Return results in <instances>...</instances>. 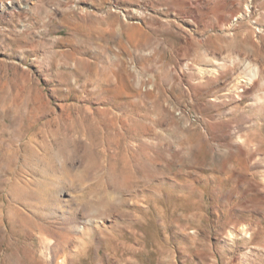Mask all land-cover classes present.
I'll list each match as a JSON object with an SVG mask.
<instances>
[{
  "label": "rangeland",
  "instance_id": "374dc122",
  "mask_svg": "<svg viewBox=\"0 0 264 264\" xmlns=\"http://www.w3.org/2000/svg\"><path fill=\"white\" fill-rule=\"evenodd\" d=\"M0 264H264V0H0Z\"/></svg>",
  "mask_w": 264,
  "mask_h": 264
},
{
  "label": "bare ground",
  "instance_id": "6f19581e",
  "mask_svg": "<svg viewBox=\"0 0 264 264\" xmlns=\"http://www.w3.org/2000/svg\"><path fill=\"white\" fill-rule=\"evenodd\" d=\"M216 64H217V66H218V68H216V69H214L212 72H208V71H201L200 72V74L201 75H214L215 73H217V71H218V69H222L223 68V66H221V63L220 62H218V61H216ZM247 65V64H246ZM245 65V66H246ZM234 83H240V82H242V77L241 76H236V77H234ZM79 229V228H78ZM78 229H77V227H76V230L78 231Z\"/></svg>",
  "mask_w": 264,
  "mask_h": 264
}]
</instances>
